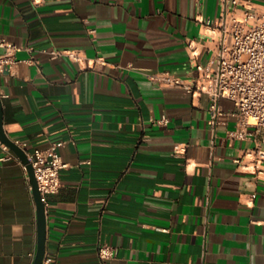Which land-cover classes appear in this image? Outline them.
<instances>
[{
  "label": "crops",
  "instance_id": "obj_1",
  "mask_svg": "<svg viewBox=\"0 0 264 264\" xmlns=\"http://www.w3.org/2000/svg\"><path fill=\"white\" fill-rule=\"evenodd\" d=\"M222 5L0 0V36L22 47L21 62L0 74L5 130L31 148L66 141L44 264H264V164L246 156L255 143L229 137L236 117L214 129L207 94L150 79L165 70L187 79L210 58L216 34L202 20ZM55 49L107 63L54 58ZM177 143L188 145L180 157ZM23 163H0V264H34L38 251ZM103 243L117 248L113 260L101 259Z\"/></svg>",
  "mask_w": 264,
  "mask_h": 264
},
{
  "label": "built area",
  "instance_id": "obj_2",
  "mask_svg": "<svg viewBox=\"0 0 264 264\" xmlns=\"http://www.w3.org/2000/svg\"><path fill=\"white\" fill-rule=\"evenodd\" d=\"M222 12L219 17L205 18L202 22L216 34L217 46L206 62H197L192 66L191 75L186 79L176 73L165 70L150 74V79L158 86L182 87L193 94H207L210 99L211 124L216 130L222 117H236L235 128L229 130V137L234 140H249L255 143L246 153L258 166L264 164V6L255 0H222ZM215 38V36H214ZM0 74L17 66V54L22 47L0 36ZM196 53V46L190 44ZM54 58L69 56L80 64L97 68L106 64L104 58L89 60L78 50L51 51ZM231 101L234 108L226 110L222 100ZM158 122L167 125L170 118L164 115ZM15 142L28 152L33 164L42 199L47 210L51 205L50 195L58 193L62 186V171L67 166L60 148L66 141L59 140L46 148H31L27 142ZM2 151L0 163L10 159L22 160L7 143L0 139ZM176 144V155L187 153L188 145ZM237 159V162H242ZM26 170L29 187L34 192L28 166ZM264 173V168H256ZM158 231L168 228L156 227ZM101 259L105 262L117 256V248L109 243L99 246Z\"/></svg>",
  "mask_w": 264,
  "mask_h": 264
},
{
  "label": "water",
  "instance_id": "obj_3",
  "mask_svg": "<svg viewBox=\"0 0 264 264\" xmlns=\"http://www.w3.org/2000/svg\"><path fill=\"white\" fill-rule=\"evenodd\" d=\"M3 100L0 95V139L9 145V147L18 154L22 161L28 166L32 183L34 185V195L38 205L39 215V246L34 264H44L47 255V242H48V210L46 204L42 199V194L39 189V183L36 176V171L31 163L28 152L20 147L15 140L10 138L4 126V109Z\"/></svg>",
  "mask_w": 264,
  "mask_h": 264
}]
</instances>
